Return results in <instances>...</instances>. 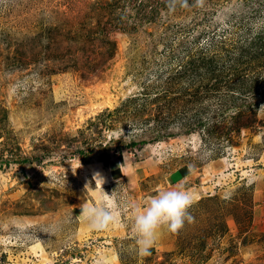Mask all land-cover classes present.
I'll use <instances>...</instances> for the list:
<instances>
[{
	"label": "rangeland",
	"instance_id": "obj_1",
	"mask_svg": "<svg viewBox=\"0 0 264 264\" xmlns=\"http://www.w3.org/2000/svg\"><path fill=\"white\" fill-rule=\"evenodd\" d=\"M237 2L0 0V264H264V95L170 80L199 50L244 58ZM262 61L235 71L264 87ZM181 185L193 222L141 255L130 205Z\"/></svg>",
	"mask_w": 264,
	"mask_h": 264
},
{
	"label": "trees",
	"instance_id": "obj_2",
	"mask_svg": "<svg viewBox=\"0 0 264 264\" xmlns=\"http://www.w3.org/2000/svg\"><path fill=\"white\" fill-rule=\"evenodd\" d=\"M191 1V0H190ZM257 3V5H256ZM236 4L242 5V7H250L251 5H256L255 8H251V10L255 9L253 20L251 21H256L255 19H258V23L260 24L259 26H256L255 29H248L251 21H249L246 25V33L248 32V36L245 37L244 40H242V43L240 45V50L243 51L244 53V58L239 57V60H235L234 63L232 62V58L230 57L229 65H220L219 62L217 61L218 56L213 57L215 54H209L207 55L203 53V50H199L196 52L199 56H201V59L196 62L195 59H193L190 62H185L183 65H179L180 69H176L175 74L170 76L171 83L176 81L180 82L181 86L184 87H189L192 86L193 83H195V79L198 81L199 80V87L198 91L200 89H204L206 92L211 91L212 89L217 87H226V90L228 89V92L230 93L229 95H232V100H238V97H248V95L255 96L256 99L257 97H261L264 95V87L262 85L258 84V81L262 78H258L260 76H240L237 74L235 71V68L240 62L245 61L248 59L250 62L255 60L256 58L262 59L264 61V0H239ZM113 6V5H111ZM256 15V16H255ZM248 19L249 16L242 15L241 19ZM201 21L197 22L198 25H207V19H200ZM175 26H173L174 29ZM175 30V29H174ZM176 31V30H175ZM252 33H249V32ZM205 33V31H204ZM245 46H244V44ZM211 43H209L210 45ZM211 46V45H210ZM204 48V47H203ZM201 49V48H200ZM236 56L234 58H238ZM260 61V60H259ZM262 61V64H263ZM227 72H231L232 75L227 74ZM238 75V76H235ZM248 77V79L246 78ZM175 82V83H176ZM212 82V88H209L206 86L208 83ZM221 83L225 84L221 86ZM205 84V86H204ZM203 85V86H202ZM192 89L194 86L191 87ZM235 89V90H233ZM220 90H218V93L220 94ZM227 92V93H228ZM225 94H222L220 96H224ZM260 102L255 101L253 104V107H258L259 108ZM247 107H251V103H247ZM247 110V109H246ZM240 115L238 114V110H235L231 117L234 119L235 122H237L238 126H240V122L238 123V117ZM248 121L243 123V126H248ZM203 128H206V131H211V128L209 129V125H204L202 126ZM120 157V155H118Z\"/></svg>",
	"mask_w": 264,
	"mask_h": 264
},
{
	"label": "clouds",
	"instance_id": "obj_3",
	"mask_svg": "<svg viewBox=\"0 0 264 264\" xmlns=\"http://www.w3.org/2000/svg\"><path fill=\"white\" fill-rule=\"evenodd\" d=\"M93 179L95 185L102 188L104 178L99 173H95ZM192 204V194L181 185L159 191L145 206L130 205L134 229L138 237L139 253L150 255L151 246L160 228L166 227L170 232L176 233L186 222H193L194 218L188 211ZM114 209L115 204L105 200L98 205L82 207L81 212L92 230L102 231L115 222Z\"/></svg>",
	"mask_w": 264,
	"mask_h": 264
}]
</instances>
